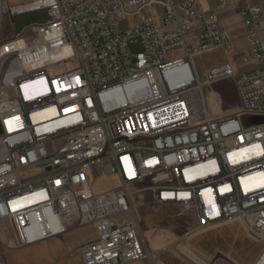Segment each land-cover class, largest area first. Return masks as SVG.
Instances as JSON below:
<instances>
[{
	"label": "built area",
	"instance_id": "built-area-1",
	"mask_svg": "<svg viewBox=\"0 0 264 264\" xmlns=\"http://www.w3.org/2000/svg\"><path fill=\"white\" fill-rule=\"evenodd\" d=\"M29 13L44 22L2 39L6 16ZM239 15L252 41L237 60L254 68L224 63L201 78L196 60L232 51L234 39L198 0H0V264L2 230L19 250L60 238L71 221L97 233L67 250L78 264H159L138 196L185 208L197 224L188 236L239 218L264 264V12L245 3ZM226 81L232 112L216 88ZM107 177L119 185L96 194Z\"/></svg>",
	"mask_w": 264,
	"mask_h": 264
},
{
	"label": "rangeland",
	"instance_id": "rangeland-1",
	"mask_svg": "<svg viewBox=\"0 0 264 264\" xmlns=\"http://www.w3.org/2000/svg\"><path fill=\"white\" fill-rule=\"evenodd\" d=\"M10 2L17 5L22 4L23 0H10ZM144 13L156 17L157 22L159 21L158 14L160 12L157 8H147ZM42 17L43 13H29L13 18L6 16L4 18L2 39L9 40L13 35L20 34L27 26L43 23L44 21H41ZM128 26L129 24H125V27ZM132 52L136 54L140 52V48L138 46L133 47ZM225 56L226 53L217 52L198 58L196 66L201 78H204L206 71L209 69L226 63L229 59ZM174 57L175 54L168 56V58ZM232 65L236 73L238 71L247 72L245 71L247 70L246 65L241 64L240 61H233ZM73 67L75 66L68 64L69 69ZM216 88L225 99V109L223 111H234L239 106V101L233 83L226 81ZM215 93L217 92L214 91L213 99L216 98ZM214 102L218 103L216 100ZM219 110L222 112L220 105ZM244 121H247V118H244ZM254 123L257 124L258 121L254 120ZM118 185L116 177H107L93 182L92 187L96 194H103L116 189ZM142 198L145 197L138 196L135 198L142 223V232L149 248L152 251L162 252L160 264H193L177 250L176 242L183 238L182 244L191 246L197 255L207 263L255 264L256 258L262 252L260 242L249 234L239 218H234V223L228 227L216 228L213 226L204 232L201 230V233L197 232L193 233V236H188L189 230L197 225L192 214L181 208H163L158 205L153 207L152 204H144ZM181 212L186 213L185 218L175 219V216ZM123 219L129 220L130 215L116 218L118 222H122ZM71 225L67 224L66 228L70 229ZM1 237L3 255L7 264H73V259L64 255V252L67 253L64 245L71 250H75L76 245L90 242L96 236H94L93 227L87 226L60 238L47 240L48 242L43 241L20 250L7 248L10 236L8 233H4V230H2Z\"/></svg>",
	"mask_w": 264,
	"mask_h": 264
},
{
	"label": "crops",
	"instance_id": "crops-1",
	"mask_svg": "<svg viewBox=\"0 0 264 264\" xmlns=\"http://www.w3.org/2000/svg\"><path fill=\"white\" fill-rule=\"evenodd\" d=\"M225 1H226V6L224 8L219 7V5H218L219 0H198V5L200 6V8H202L204 10H215L223 28L225 29V31L232 35V37L234 39V48L232 51L226 52V56H225L229 59L226 61V63L232 64L233 61H236V62L238 61L237 58L242 54L243 51L247 50L250 47L251 41H252V37L250 36L247 29L245 28L243 21H242V18L239 15V10L245 3H249L253 6L260 7L264 12V0H225ZM216 53L217 52H215V54ZM254 66H255L254 62L247 64L245 66V67H247V70H245V71H247V72L251 71L254 68ZM243 72L238 71L237 74H241ZM155 206L156 205H153V207H155ZM163 208H181L183 210H186L185 208H182V207H172V206L163 207ZM233 221L234 220H230V221L218 224L214 227H216V228L228 227L234 223ZM67 224H72L70 229L66 228ZM67 224H65L66 233L64 235L71 234V232L80 229V228L76 227L75 222L71 221V222H67ZM91 227H93V226H91ZM83 228H85V227H83ZM93 229H94V236H97L96 229L94 227H93ZM208 229H210V228H208ZM208 229L203 230V232L208 230ZM199 233H201V232H199ZM95 238H93V240H95ZM93 240H91V241H93ZM48 241H50V240H48ZM48 241H44V242H48ZM87 243H89V242H86V243L83 242V245L87 244ZM83 245H82V243L76 245L77 248L75 250H71L66 245H64V248H65L66 252L68 250V251L74 253ZM64 255L67 258L73 259V264H78L80 262L79 257L76 255L70 256L68 253L65 254V252H64ZM258 257L256 258L255 262L257 261ZM232 261L235 262L234 260H232Z\"/></svg>",
	"mask_w": 264,
	"mask_h": 264
},
{
	"label": "bare ground",
	"instance_id": "bare-ground-1",
	"mask_svg": "<svg viewBox=\"0 0 264 264\" xmlns=\"http://www.w3.org/2000/svg\"><path fill=\"white\" fill-rule=\"evenodd\" d=\"M215 95H216L215 97H217L218 94L215 93ZM179 241L180 240H178L176 243H178ZM177 250L180 252L182 256L187 258L192 263L203 264V262H205L196 254L195 250L189 245L179 244L177 245Z\"/></svg>",
	"mask_w": 264,
	"mask_h": 264
}]
</instances>
